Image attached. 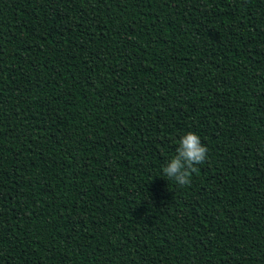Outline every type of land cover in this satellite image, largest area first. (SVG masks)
<instances>
[{"label": "trees", "instance_id": "obj_1", "mask_svg": "<svg viewBox=\"0 0 264 264\" xmlns=\"http://www.w3.org/2000/svg\"><path fill=\"white\" fill-rule=\"evenodd\" d=\"M0 264H264V0H0Z\"/></svg>", "mask_w": 264, "mask_h": 264}, {"label": "clouds", "instance_id": "obj_2", "mask_svg": "<svg viewBox=\"0 0 264 264\" xmlns=\"http://www.w3.org/2000/svg\"><path fill=\"white\" fill-rule=\"evenodd\" d=\"M207 151L196 133H186L181 137L175 155L163 166V175L180 187L190 185L192 173L197 171V165L206 161Z\"/></svg>", "mask_w": 264, "mask_h": 264}]
</instances>
